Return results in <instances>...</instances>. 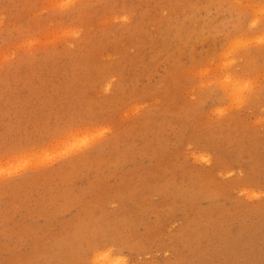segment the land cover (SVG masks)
I'll return each mask as SVG.
<instances>
[{
	"label": "rangeland",
	"instance_id": "1",
	"mask_svg": "<svg viewBox=\"0 0 264 264\" xmlns=\"http://www.w3.org/2000/svg\"><path fill=\"white\" fill-rule=\"evenodd\" d=\"M101 253L264 264V0H0V264Z\"/></svg>",
	"mask_w": 264,
	"mask_h": 264
},
{
	"label": "bare ground",
	"instance_id": "2",
	"mask_svg": "<svg viewBox=\"0 0 264 264\" xmlns=\"http://www.w3.org/2000/svg\"><path fill=\"white\" fill-rule=\"evenodd\" d=\"M229 84L232 85L231 80H229ZM74 151L75 150H72L71 152H74ZM94 263L95 264H125V260H115L111 258L110 254L101 253L97 256Z\"/></svg>",
	"mask_w": 264,
	"mask_h": 264
}]
</instances>
